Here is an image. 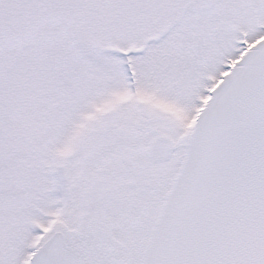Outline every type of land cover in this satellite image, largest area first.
<instances>
[{
    "label": "snow or ice",
    "instance_id": "obj_1",
    "mask_svg": "<svg viewBox=\"0 0 264 264\" xmlns=\"http://www.w3.org/2000/svg\"><path fill=\"white\" fill-rule=\"evenodd\" d=\"M0 264H264V0H0Z\"/></svg>",
    "mask_w": 264,
    "mask_h": 264
}]
</instances>
